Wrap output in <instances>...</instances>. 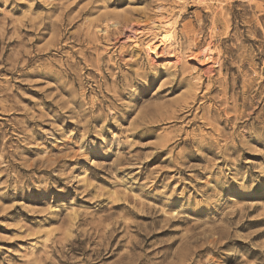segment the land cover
<instances>
[{
  "label": "rangeland",
  "instance_id": "374dc122",
  "mask_svg": "<svg viewBox=\"0 0 264 264\" xmlns=\"http://www.w3.org/2000/svg\"><path fill=\"white\" fill-rule=\"evenodd\" d=\"M0 264H264V0H0Z\"/></svg>",
  "mask_w": 264,
  "mask_h": 264
},
{
  "label": "bare ground",
  "instance_id": "6f19581e",
  "mask_svg": "<svg viewBox=\"0 0 264 264\" xmlns=\"http://www.w3.org/2000/svg\"><path fill=\"white\" fill-rule=\"evenodd\" d=\"M162 25H161L162 26V28H161L162 31L159 33L160 34V38L163 41V43H165L166 46L169 49V48L173 47L174 44H175L172 23L170 21H166ZM209 51H211V50H209Z\"/></svg>",
  "mask_w": 264,
  "mask_h": 264
}]
</instances>
